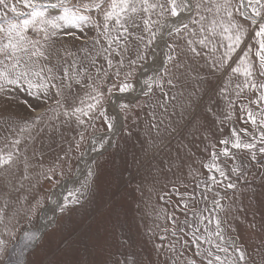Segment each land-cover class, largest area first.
Instances as JSON below:
<instances>
[{
  "label": "rangeland",
  "instance_id": "374dc122",
  "mask_svg": "<svg viewBox=\"0 0 264 264\" xmlns=\"http://www.w3.org/2000/svg\"><path fill=\"white\" fill-rule=\"evenodd\" d=\"M33 2L45 15L19 35L10 26L32 8L0 4V157H11L0 163V264H264V8L257 16L246 0L247 17L242 0H188L190 14L158 49L159 70L114 110L186 4L177 16L168 0H149L164 7L147 12L138 4L124 31L104 20L109 0L90 11L79 5L91 0H65L89 17L75 25L49 6L58 0ZM241 61L250 76L233 71ZM93 140L85 177L40 233Z\"/></svg>",
  "mask_w": 264,
  "mask_h": 264
},
{
  "label": "snow or ice",
  "instance_id": "6c2138e0",
  "mask_svg": "<svg viewBox=\"0 0 264 264\" xmlns=\"http://www.w3.org/2000/svg\"><path fill=\"white\" fill-rule=\"evenodd\" d=\"M22 3L24 5V7L28 8H32V12H31V17L32 19H26L23 21V25H11L9 31H13V30H18L17 34L19 35L21 31L25 30L28 28L29 25L33 24L35 22V18L36 17H43L45 15V13L43 11H41L39 8H37L36 4L33 2V0H22ZM105 3V0H91L90 3H84L83 5H79V7H83L86 11H90V10H98L101 9V6ZM168 3L171 5V15L172 16H177L180 14V11L178 10H183V8L185 7V0H181L180 4H177V0H168ZM253 3V0H249V4L251 5ZM254 3L256 5H259L260 8H253L254 13L259 16L261 15L260 9L264 8V3H261V0H254ZM0 4L4 5V7H8V5L5 3V0H0ZM141 4L143 5V10L145 12H147L149 9H153L156 8L157 6L163 8L164 5L160 4H152L149 3V0H109L108 2V9L104 11L103 15H104V20L105 22L108 21H112L113 19L115 20L116 24L120 25L121 28L124 29V31H127V28L124 27V23H122V21L127 22L128 20L132 19L131 14L137 13L139 11L137 5ZM225 4H227V0H225ZM65 0H58L57 4H51L49 5L50 7L56 8V7H63L64 8V14L62 16L59 17L60 20L65 21L67 24H73L75 25L77 21H83V20H87L89 17L85 16V15H81L78 13V11H74L73 9H70L68 7H65ZM221 7V5H217V10L219 11V8ZM11 11L16 12L15 7H13L11 9ZM22 15V13H19ZM229 16H231V13H228ZM44 23H49L51 24L54 28H58L59 25L56 24L53 20H45L42 21ZM195 22V21H194ZM145 24H148V21H144ZM215 23V22H213ZM105 27H107V23L105 24ZM185 27H187V25H185ZM232 27H236L235 25H232ZM225 31H230L229 28H225ZM258 36H264V24H262L260 26V31L257 33ZM21 39H23L24 37L21 36ZM230 40H232V37H229ZM241 42V37L239 34L235 35V39L233 41V43L235 45H239V43ZM201 43H203V41H201ZM13 49L15 50L16 45L13 44L12 45ZM260 48L262 50H264V41H261L260 43ZM229 49L230 51L233 50L232 49V45H229ZM40 55H43V53H40ZM258 55H260L258 53ZM260 61H261V66L262 68H264V55H260ZM242 64H244V61H241ZM234 72H238V73H242L245 76H250L251 75V70L250 67L246 64H244L243 68L237 67L233 69ZM262 75H264V72L261 73ZM3 75L6 78V74H0ZM20 75H24V73H20ZM38 75V73H37ZM17 79H19V76H17ZM8 83H16V80H8ZM130 86L125 84L121 87V91L126 90L127 88H129ZM94 107L93 105L89 106ZM77 112L82 111L81 109H76ZM84 115H87V113L85 112ZM253 123H255V121L253 120ZM235 147H240L239 143H237L236 145H234ZM245 147H252V145H245ZM261 151H264V149H261ZM11 157L9 156L7 159H4L2 157H0V163L2 164H7L9 163ZM29 239H33V237H29ZM2 243V242H0Z\"/></svg>",
  "mask_w": 264,
  "mask_h": 264
},
{
  "label": "bare ground",
  "instance_id": "6f19581e",
  "mask_svg": "<svg viewBox=\"0 0 264 264\" xmlns=\"http://www.w3.org/2000/svg\"><path fill=\"white\" fill-rule=\"evenodd\" d=\"M40 1L52 2L53 0H40ZM245 1L246 0H242V3H243L242 8H244ZM185 4H186L185 12L180 14L176 18L168 20L165 23L163 30L160 32L158 39H156L157 42H156L155 50L153 52L151 63L144 67L141 75L139 76L138 85H137L138 87H137L136 93L134 95H132V94L131 95L130 94H122L120 96L115 97L113 99V101H112V108L113 109L117 105V102L119 100H121L123 98L130 99L132 97H136L139 94H141L144 91V88H145L144 83H143L144 76L146 74L149 75L151 72L159 70L160 66L157 65V67H156V60H158L159 57H160L159 54H158V51H159L158 49H159V47H162V48L164 47L165 38H166L167 33L169 31H171V30L173 31V29H175L177 26H179L181 24V22L190 14L191 6H190L188 0H185ZM244 13L246 14L245 11H243V14ZM246 16H247V14H246ZM252 20L254 22L262 21V20L257 19V18H253ZM35 112L38 114V113H40V110L39 109L35 110ZM120 125H121V122H120V120H118L116 122V124L114 125V127L110 131V134L112 136L115 135L118 132V130L120 128ZM93 144H94V140L92 141V145L87 150L85 156L80 160L73 179L71 181H69V182H65V183L61 184L57 188V190L53 193V195H52V197L50 199V203H49L48 207L44 209V211H43V213L41 215V218H40V222H39V226H40L39 227V232L40 233H41V231L46 229V220L48 218H50L49 216L55 210L58 209V207L60 205V201L62 199V196L65 194V192L70 190V189H73L79 183V181L85 177V174H86V172L88 170V167H89L91 161L93 160V156L91 154V148H92Z\"/></svg>",
  "mask_w": 264,
  "mask_h": 264
},
{
  "label": "water",
  "instance_id": "95a60500",
  "mask_svg": "<svg viewBox=\"0 0 264 264\" xmlns=\"http://www.w3.org/2000/svg\"><path fill=\"white\" fill-rule=\"evenodd\" d=\"M243 11H245V7L243 8ZM243 15V14H242ZM244 16V15H243ZM245 17V16H244ZM246 18V17H245Z\"/></svg>",
  "mask_w": 264,
  "mask_h": 264
}]
</instances>
